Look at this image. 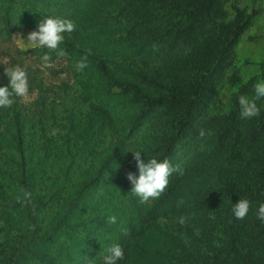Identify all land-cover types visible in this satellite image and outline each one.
Listing matches in <instances>:
<instances>
[{"label": "trees", "instance_id": "1", "mask_svg": "<svg viewBox=\"0 0 264 264\" xmlns=\"http://www.w3.org/2000/svg\"><path fill=\"white\" fill-rule=\"evenodd\" d=\"M230 1L0 0L5 37L13 19L75 24L58 50L74 64L75 104L88 105L85 116L70 106L64 132L40 143L15 105L0 108V264H94L98 256L103 264L115 244L124 251L117 264H264L257 78L240 85L227 111L212 110L254 15L236 8L231 17ZM46 53L56 58L36 51ZM85 55L87 67L77 71ZM7 84L2 75L0 86ZM240 95L254 100L258 116L241 117ZM129 149L167 159L182 174L141 203L126 178L138 175ZM239 199L250 202L243 219L231 210Z\"/></svg>", "mask_w": 264, "mask_h": 264}, {"label": "rangeland", "instance_id": "2", "mask_svg": "<svg viewBox=\"0 0 264 264\" xmlns=\"http://www.w3.org/2000/svg\"><path fill=\"white\" fill-rule=\"evenodd\" d=\"M236 8L254 12V15L251 24L240 37L232 66L213 100L212 110L215 113L227 111L232 95L249 79L257 78L258 83H264V0H231L226 6L231 17ZM2 14L0 7V28L4 25ZM34 30L35 25H22L13 19L10 35L5 37L0 34V77L4 76L5 67L19 65L26 71L28 93L24 97L13 95V105L26 117L28 131L33 133L34 139L40 143L53 137L50 135L52 129H57L60 134L64 132L61 126L65 124L66 111L70 106H75V109L85 116L88 105L82 100L76 104L74 102L80 90L76 82L74 64L67 58H58L56 55V58L49 62V66H45L42 56L36 54L42 47L29 46L27 35ZM41 101L43 103H40ZM81 165L83 168L84 164ZM74 175L76 177L77 173ZM53 212L45 216V222L50 220ZM127 212L123 210L121 214H113H120L119 218L126 219ZM165 226L173 229L176 224L168 222ZM100 257H94L93 263L98 264Z\"/></svg>", "mask_w": 264, "mask_h": 264}, {"label": "clouds", "instance_id": "3", "mask_svg": "<svg viewBox=\"0 0 264 264\" xmlns=\"http://www.w3.org/2000/svg\"><path fill=\"white\" fill-rule=\"evenodd\" d=\"M75 30V24L68 19L46 18L39 22L36 30L31 31L27 35V41L30 47L47 48L50 52L55 51L57 57H67V52L63 49L58 50V46L64 40V33H72ZM90 50L88 55H90ZM42 62L45 66H49L51 59L48 53L42 57ZM87 55L81 58L76 64V70L82 71L87 67ZM4 75L8 78L7 86H0V108L11 107L14 103L13 95L24 97L28 93V79L26 71L19 65L4 68ZM256 98L264 97V83H256L254 85ZM240 107V115L242 118H251L259 115V109L254 100H249L246 96L238 97ZM57 129H52L50 135L55 136ZM199 136H205V130L199 131ZM133 159L135 160L136 173L129 172L126 174L127 180L132 185L130 192L139 198L141 203H146L149 199H157L165 191L168 186V178L173 173L182 174V169L179 166L170 165L167 159L158 162L156 158L145 160L142 158L140 151H132ZM26 196L30 195L25 193ZM250 202L247 199H239L235 204H232V212L237 219H243L249 211ZM258 218L264 223V203L259 205ZM109 223H115L114 216L108 218ZM180 224L185 223V218L181 217L178 221ZM103 264H117L119 260L124 258V251L118 244L112 245L104 250Z\"/></svg>", "mask_w": 264, "mask_h": 264}]
</instances>
